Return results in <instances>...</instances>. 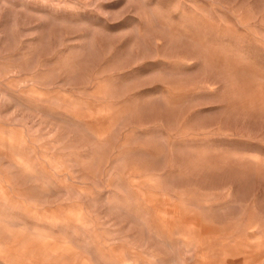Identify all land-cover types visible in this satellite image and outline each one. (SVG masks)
Returning <instances> with one entry per match:
<instances>
[{"label": "rangeland", "instance_id": "1", "mask_svg": "<svg viewBox=\"0 0 264 264\" xmlns=\"http://www.w3.org/2000/svg\"><path fill=\"white\" fill-rule=\"evenodd\" d=\"M0 113V264H264V0H0Z\"/></svg>", "mask_w": 264, "mask_h": 264}, {"label": "bare ground", "instance_id": "2", "mask_svg": "<svg viewBox=\"0 0 264 264\" xmlns=\"http://www.w3.org/2000/svg\"><path fill=\"white\" fill-rule=\"evenodd\" d=\"M75 53V52H74ZM212 56V55H211ZM212 60V59H211ZM210 63V62H209ZM213 63V62H212ZM228 64V63H227ZM225 65V64H224ZM222 66V65H221ZM210 67V66H209ZM223 67V66H222ZM234 76V75H233ZM250 76V75H249ZM232 77V76H231ZM257 78V77H256ZM261 87H262V85H261ZM109 94V93H108ZM78 96V95H77ZM86 100V99H85ZM57 102V101H56ZM170 104H172V103H170ZM108 106V105H107ZM90 107V106H89ZM141 110V109H140ZM109 111V110H108ZM110 113V112H109ZM1 114V113H0ZM4 117V116H3ZM2 118V117H1ZM59 119V118H58ZM57 121V120H56ZM53 122V121H52ZM60 125V124H59ZM9 126V125H8ZM9 128V127H8ZM83 128H85V127H83ZM9 131V130H8ZM59 137H60V135H59ZM62 137V136H61ZM153 138V137H152ZM62 139H63V137H62ZM63 141V140H62ZM97 141V140H96ZM11 145H13V144H11ZM76 147V146H75ZM66 149V148H65ZM81 149V148H80ZM94 149V148H93ZM102 151V150H101ZM104 152V151H103ZM184 152V151H183ZM104 155H105V153H104ZM0 157H10V167H13V168H15V170L18 172V173H20V174H22V175H27V176H29V177H34L35 175H34V172H32L31 171V169H32V167H31V164H30V162L29 161H27V160H25V159H23L21 156H19V158L18 159H12V157L11 156H9V153L8 152H1L0 151ZM105 159H107V158H105ZM123 159V158H122ZM109 160V159H108ZM192 160H193V158H192ZM118 163V162H117ZM60 164V163H59ZM59 166V165H58ZM67 166V165H66ZM58 168V167H57ZM134 168V167H133ZM151 169V168H150ZM66 170V169H65ZM34 171H35V169H34ZM53 171V170H52ZM80 172V171H79ZM118 172V171H117ZM37 174V173H36ZM68 174V173H67ZM129 176V175H128ZM132 176V175H131ZM81 178V177H80ZM133 178V177H132ZM157 178V177H156ZM79 179V178H78ZM142 179V178H141ZM80 180V179H79ZM132 180V179H131ZM27 181V180H26ZM37 181V180H36ZM49 181V180H48ZM142 181V180H141ZM66 182V181H65ZM132 182V181H131ZM63 183V182H62ZM68 185V184H67ZM65 186V185H64ZM68 187V186H67ZM81 187V186H80ZM119 187V186H118ZM32 188V187H31ZM52 188V187H51ZM83 188V187H82ZM65 189H67V188H65ZM93 190V189H92ZM83 191V190H82ZM121 191V190H120ZM125 191V190H124ZM56 192V191H55ZM80 192V191H79ZM117 192H118V188H117ZM132 192H133V190H132ZM142 192V191H141ZM114 193H116V192H114ZM126 193V192H125ZM55 194V193H54ZM48 197V196H47ZM43 198H45V197H43ZM2 199V198H1ZM60 199V198H59ZM103 199H105V198H103ZM80 200V199H79ZM59 201V200H58ZM83 201V200H82ZM132 201H134V200H132ZM167 201V200H166ZM45 202V201H44ZM47 202V201H46ZM60 202H62V201H60ZM76 202V201H75ZM78 202V201H77ZM164 202V201H163ZM187 202V201H186ZM3 205L4 206H2V205H0V223L3 221V220H7V219H9V220H11L12 222H13V225L15 224V225H25L22 221H20V220H18L17 218H15L14 217V215H9V213H5L6 211L5 210H3L4 208H5V206H8V208L9 209H13V206L11 205V204H9V201L7 200V199H3ZM135 203V202H134ZM179 203V202H178ZM77 204V203H76ZM68 205V204H67ZM61 206V205H60ZM69 206V205H68ZM74 206H76V205H74ZM159 206V205H158ZM81 207V206H80ZM160 207V206H159ZM178 207V206H177ZM181 207V206H180ZM182 208V207H181ZM8 209V210H9ZM67 209V208H66ZM71 209V208H70ZM92 209V208H91ZM55 210V209H54ZM65 210V209H64ZM94 210V209H93ZM182 210V209H181ZM5 211V212H4ZM66 211V210H65ZM68 211V210H67ZM71 212H72V210H70ZM90 211V210H89ZM218 211H219V209H218ZM57 212V211H56ZM184 213V212H183ZM64 215H65V213H64ZM63 215V216H64ZM161 215H163V214H161ZM182 216V215H181ZM104 217V216H103ZM164 217V216H163ZM25 218H27V217H25ZM169 218H171V217H169ZM177 220V219H176ZM36 220H34V222H35ZM66 222V221H65ZM149 222V221H148ZM59 224V223H58ZM67 224V223H66ZM72 224V223H71ZM84 224V223H83ZM172 226H174L173 224H172ZM26 227V226H25ZM60 227V226H59ZM93 227V226H92ZM61 228V227H60ZM5 229V228H4ZM25 229V228H24ZM65 229V228H64ZM212 229V228H211ZM38 231V230H37ZM207 231V230H206ZM2 232V231H1ZM208 232V231H207ZM5 233V232H4ZM59 235V234H58ZM192 235V234H191ZM38 236H39V238L40 239H43V238H45V235H43V234H38ZM51 236H53L52 234H51ZM50 238H52V237H50ZM45 239H47V238H45ZM54 239V238H53ZM48 240V239H47ZM1 241V240H0ZM49 241H50V239H49ZM51 242V241H50ZM133 242V241H132ZM215 242V241H214ZM3 243V242H2ZM108 243V242H107ZM216 243V242H215ZM78 244V243H77ZM203 244V243H202ZM204 245V244H203ZM209 245H211V244H209ZM5 246V245H4ZM72 246V245H71ZM96 246V245H95ZM124 246V245H123ZM29 248H30V245H29ZM72 248V247H71ZM214 248H215V246H214ZM30 249H32V248H30ZM127 249V248H126ZM132 249V248H131ZM65 249H62L60 246H51V244H45L44 246L43 245H41V255L42 256H48L47 254L49 253V252H52V254L51 255H58V256H62L63 255V253L65 252L64 251ZM2 251V250H1ZM31 251V250H30ZM25 252H27V251H25ZM66 252H69L68 250L66 251ZM5 253V252H4ZM28 253V252H27ZM85 253V252H84ZM88 256V255H87ZM23 257V256H22ZM29 257V256H28ZM196 258V257H195ZM37 259V258H36ZM54 259V258H53ZM85 259H86V257H85ZM197 259V258H196ZM195 259V260H196ZM28 261V260H27ZM55 261V260H54ZM197 261V260H196ZM211 261V260H210ZM233 261V260H232ZM61 262V261H60ZM213 262V261H212ZM215 262V261H214ZM84 263V262H83ZM87 263H88V261H87ZM132 263V262H131ZM167 263V262H166ZM165 263V264H166ZM86 264V263H85ZM128 264V263H127ZM212 264V263H211ZM232 264V263H231Z\"/></svg>", "mask_w": 264, "mask_h": 264}]
</instances>
